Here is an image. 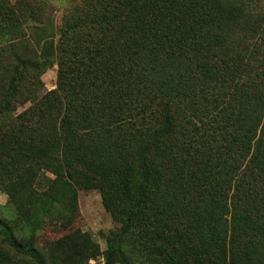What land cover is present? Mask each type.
I'll list each match as a JSON object with an SVG mask.
<instances>
[{
  "label": "trees",
  "instance_id": "trees-1",
  "mask_svg": "<svg viewBox=\"0 0 264 264\" xmlns=\"http://www.w3.org/2000/svg\"><path fill=\"white\" fill-rule=\"evenodd\" d=\"M87 1L31 56L8 44L42 6L0 0V60L14 61L0 69V179L17 205L0 216V264H43L22 227L64 215L82 187L121 224L106 264H264V11Z\"/></svg>",
  "mask_w": 264,
  "mask_h": 264
},
{
  "label": "rangeland",
  "instance_id": "rangeland-1",
  "mask_svg": "<svg viewBox=\"0 0 264 264\" xmlns=\"http://www.w3.org/2000/svg\"><path fill=\"white\" fill-rule=\"evenodd\" d=\"M12 5L22 0H9ZM30 3L33 9L41 5L43 24L39 25L34 20L27 21L21 27V35L18 41L8 44L21 51L23 54L35 56L40 52V44L54 39L58 41L64 24L75 13L74 8H84L88 1L84 0H23ZM257 7V11H264V0H248ZM254 8V9H255ZM23 33V35H22ZM20 44V46H19ZM27 46V48H24ZM23 48L25 50H23ZM21 53V54H22ZM13 50L7 51L5 57L0 60V69L11 65ZM58 66L54 65L39 81L43 88L39 96L52 91L57 84ZM3 78L5 75H2ZM32 82L33 80L30 79ZM28 106H25L27 108ZM25 108H19L15 116L22 114ZM52 177L50 174H46ZM78 201L74 208L69 209L65 205L57 211L53 219L45 218L36 226V231L24 224L22 236H32L35 248L42 255L43 264H106L104 257L109 248L112 234L121 227L117 219L113 217L104 203L101 193L97 189L78 188ZM10 208H9V206ZM16 204L9 203V195L0 179V216L12 219L16 215ZM94 255L95 258H91ZM27 255H22V263L33 262ZM30 261V262H29ZM36 264V263H33ZM113 264H118L117 262Z\"/></svg>",
  "mask_w": 264,
  "mask_h": 264
}]
</instances>
